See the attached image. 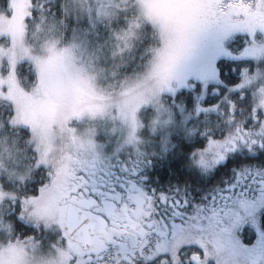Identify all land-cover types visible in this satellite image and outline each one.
<instances>
[{
    "label": "snow or ice",
    "instance_id": "snow-or-ice-1",
    "mask_svg": "<svg viewBox=\"0 0 264 264\" xmlns=\"http://www.w3.org/2000/svg\"><path fill=\"white\" fill-rule=\"evenodd\" d=\"M7 3L10 16L0 14V33L9 37L8 45L0 46V99L11 104L7 124L21 126L35 138L32 166L43 168L44 178L35 194L17 199L14 193L0 189V199H11L13 208L8 214L18 225L30 218L45 228L55 226L56 238L50 245L55 250V264H264V245L245 246L231 235L241 213L249 215L258 202H264V168L234 169L232 178L202 202L190 199L183 189L173 190L180 195L166 194L135 181L141 162L136 148L137 131L143 127L138 116L141 108L155 112L150 121V130H154L160 113L168 112L162 98L179 108L176 92L190 86L189 77L216 80L212 62L217 55H231L223 41L233 32H246L249 37L240 57L264 56V41L253 38L257 30L264 33V0H133L136 15L126 18V27L112 32L119 42L113 55L130 48L135 30L144 23L158 29V44L145 73L122 87L115 99L77 63L75 43L58 47L55 40L46 41L44 54L32 55L21 42L24 17L36 11L32 0ZM45 7L55 14L41 0L38 10ZM60 9L63 23V4ZM81 11L90 20L93 12L96 18L116 14L102 3ZM24 58L35 69L30 91L17 79L16 65ZM248 73L241 68V78L231 89H241L256 79L255 71ZM256 91L259 99L249 109L250 119L258 121L256 134L238 123L231 133L207 135L204 146L194 150L193 164L208 175L223 167L228 155L241 146L249 153L264 151V139L257 138L264 137V84ZM243 95L240 92L241 98ZM221 99L226 104L222 114L226 111V119L231 121L235 102L227 95ZM218 103L204 106L197 102L194 111H215ZM105 115L125 128L121 143L133 149L126 162L98 152L94 127L87 128L84 135L73 127V121ZM206 131L200 135L205 136ZM57 133L62 136L59 154ZM84 147L87 154H81ZM9 236H13L11 231ZM14 237L7 248H0V264H32L40 241L35 234L16 232Z\"/></svg>",
    "mask_w": 264,
    "mask_h": 264
},
{
    "label": "rangeland",
    "instance_id": "rangeland-1",
    "mask_svg": "<svg viewBox=\"0 0 264 264\" xmlns=\"http://www.w3.org/2000/svg\"><path fill=\"white\" fill-rule=\"evenodd\" d=\"M52 1L54 0H44L45 4L51 5V8L53 9L54 5L51 3ZM21 2H24V0H21ZM37 2L39 5L41 0ZM99 3L106 4L109 8L115 11L116 14L107 18H96L95 12H93L90 20L88 13L81 11V9L88 5L95 6ZM124 3L125 0H64V13L70 16V19L72 20L71 26L66 23V17H63V23H61L60 19L56 20L55 16L49 17L51 15L46 14L48 7H45L43 10H38V5H35L36 12H34L31 17H24V32L21 42L24 46L28 47L29 52L32 55H43V45L46 41L55 40L58 47L67 45L70 42L75 43L77 47L74 49V55L77 57V63L81 64L85 71L90 75H93L97 84L103 87L106 92L111 93L115 99L117 98V93L122 87L131 85L133 82L139 80L145 73L146 67L149 65L153 57L154 49L153 47L148 63L142 71L134 74L121 75L120 70L123 67L121 65L125 66L127 64L125 59L128 57L127 53L129 48L125 49L121 54L113 55L119 42L116 37L112 35V32H118L122 27H126V18H132L137 13L136 5L133 3V0H126L127 7H124ZM115 5H120V7H114ZM26 7L25 3V8ZM0 14L8 17L11 14V10L9 9L8 13L0 11ZM40 17H43V19H40ZM37 25H39V27H37ZM99 25H103L105 27L103 32L108 33L107 36H104V38H106L105 40L99 38L97 33ZM141 27L135 30V35L131 40V44L132 41L136 39L138 30ZM253 38L258 42L264 41V33L257 30L253 34ZM8 41V35L6 33H0V46L6 47ZM248 42L249 37L246 32L237 31L231 33L223 41V47L227 49L231 55H217L212 64L217 70L215 62L220 57L234 60H248V62H252L253 65L251 66H249L248 63H244L242 68H247L249 75L252 74V70L255 71L257 73L256 79L243 86L240 90H242L243 93L250 92L251 96L254 95L258 100L259 94L256 89L264 84V56L257 59L240 57L239 52ZM120 46L122 47V44ZM23 62L30 64L33 68L31 61L24 58L18 60L16 71L18 64ZM2 63L3 61H0V64ZM113 71L115 72V75L111 74ZM208 81L210 80H207L206 82ZM206 82H202L198 78L189 77L187 84L190 86L182 87L178 89L177 92L184 88L191 89L195 83H200L203 86L201 87V90H203ZM33 85L34 84L29 86L21 85V87L24 88L25 91H30ZM161 103H163L168 109V112L162 111L160 113L159 120L157 121L154 130H150V121L152 117L155 116V112L150 108L147 111L141 108L138 113L139 118L143 121V127L137 131L139 140L136 142V148L139 149L141 154L140 163H142V159L144 158L157 157L159 154L168 150L171 147L172 137L175 134H184L186 137H193L195 132L199 130V127H203L206 124V121L198 122V120H195L196 117H194L193 114L185 112L182 104L177 100L176 104L181 106L179 108L166 98H162ZM166 118L167 122L165 123L163 121ZM73 127L77 129V133L80 135H84L87 128L94 127L95 135L93 139L96 141L97 150L102 156L110 157L113 160L116 157H119L121 161L126 162L127 158L133 155L132 146L121 143L124 139L125 128L118 120H112L105 115L104 117H98L94 120L82 119L80 121H73ZM21 129H24L27 132V130L21 126L11 127L9 129L0 122V189L5 192L14 193L17 199L20 196V193L17 191L15 192V189L19 188L20 185L24 186L27 181H35L36 179L32 178V176L35 174V171L39 169L32 166L34 153L32 152L31 155L25 153L28 151L29 146L33 149V144L36 143V140L27 132L28 136L25 140V151V148H21V143H19L23 138L20 134ZM55 143L57 146V154H59V149L62 145L61 134L57 133ZM80 151L81 154H87L86 147L81 148ZM155 153L157 155H152ZM21 176L23 177V180L18 179V177ZM43 178L44 177H41V179ZM136 183L138 182L136 181ZM138 184L142 186V183ZM12 208L13 205L9 197L5 196L0 199V248H7L9 239H12L13 241L15 239V232L11 222L12 216L8 214ZM263 208L264 202H258L249 215L241 213V219L232 228L231 235L236 239V231L240 224L247 223V225H254L258 220V213L262 211ZM23 223L35 227L34 234L40 241L33 254L32 264H43L44 261H47L48 264H55V250L50 247L51 243L55 241L57 234L56 231L52 233L54 225H49L45 228L42 222H33L30 218L25 219ZM51 227L53 228L52 231L49 230ZM10 231L13 233L12 237L9 236ZM44 234L49 236L46 238Z\"/></svg>",
    "mask_w": 264,
    "mask_h": 264
},
{
    "label": "trees",
    "instance_id": "trees-1",
    "mask_svg": "<svg viewBox=\"0 0 264 264\" xmlns=\"http://www.w3.org/2000/svg\"><path fill=\"white\" fill-rule=\"evenodd\" d=\"M37 1L39 0H32V8L34 10L36 9L35 5H38ZM51 3L54 5L55 14L49 10L46 11V14H50L51 16L49 17L55 16L56 20H59V16L61 15L60 4H64V0H54ZM0 11L9 12L7 0H0ZM63 17H66V23L71 26L72 20L70 16L63 12ZM104 29L103 25H99L97 29L101 40H105L104 36L108 35V33L103 32ZM157 44V29L148 24L142 25L138 30L136 39L132 41L131 47L128 50V57L125 59L127 64L125 66L121 65L123 66L120 70L121 75L142 71L148 63L151 50ZM244 63H248L249 66L253 65L248 60H234L220 57L215 62L218 70L216 80L206 82L203 90H201L203 86L200 83H195L193 84V88H184L176 93L175 99L182 104L185 112L193 114L196 117L195 120H198V122L206 121V124L203 127H199V130L195 132L193 137L175 134L172 137L171 147L162 154H159L161 156L142 159V163L139 164L135 174V181L142 183V187L148 190L164 192L166 194L180 195V193H173V190L183 189V193L189 195L190 199L202 202L206 196L212 193L213 189L222 186L226 180L232 178L234 169H239L242 166L257 169L264 168V151L257 150L256 152L249 153L242 146L230 153L223 167L216 168L212 171L211 175H208L207 170L198 168L192 162L194 150L204 146L207 135L220 136L224 133H231L238 123L242 127L247 128L252 134H256L258 121L250 119L249 109L257 99L254 95L251 96L250 92H245L241 98L240 92H243L242 90L231 89V86L240 80V69L244 66ZM16 73L21 85L29 86L34 84L35 72L30 64L26 62L18 64ZM225 95L235 102V108L232 113L233 119L231 121L226 119L228 113L224 111L222 114L221 111L226 108L225 101L221 99ZM197 102L204 106L219 103L215 111L209 110L208 112L196 114L194 108ZM10 110L11 104L7 100L0 99V122L9 129L11 127L7 124V114ZM257 115H260L259 111ZM204 130H207L205 136H201L200 133ZM20 134L23 138L19 143H21V148L24 149L28 133L24 129H21ZM257 138L264 139L261 136H257ZM24 150L26 151V148ZM32 152L33 149L29 146L28 151L25 153L31 155ZM43 174L44 169L39 168L32 176L36 180L27 181L24 186L20 185L19 188H16L15 192L17 191L20 195L25 196L35 194L36 186L43 180L41 179V177H44ZM11 222L14 232H19L21 236L35 233V227L33 226L24 223L18 225L17 220L13 217H11ZM236 240L245 246L264 245V208L258 213V220L254 225H247V223L240 224L236 231Z\"/></svg>",
    "mask_w": 264,
    "mask_h": 264
},
{
    "label": "flooded vegetation",
    "instance_id": "flooded-vegetation-1",
    "mask_svg": "<svg viewBox=\"0 0 264 264\" xmlns=\"http://www.w3.org/2000/svg\"><path fill=\"white\" fill-rule=\"evenodd\" d=\"M52 226H53V225H52ZM52 229H53V228L51 227V229H49V230L52 231ZM55 231H56V229H55V226H54V229H53L52 233L55 232ZM52 233H51V234H52ZM44 235H45V234H44ZM45 236H46V238H47L49 235H45Z\"/></svg>",
    "mask_w": 264,
    "mask_h": 264
}]
</instances>
